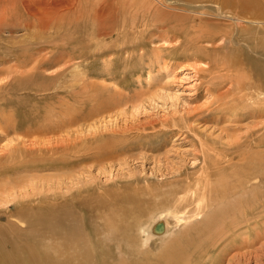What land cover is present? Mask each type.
Here are the masks:
<instances>
[{"label":"bare ground","instance_id":"1","mask_svg":"<svg viewBox=\"0 0 264 264\" xmlns=\"http://www.w3.org/2000/svg\"><path fill=\"white\" fill-rule=\"evenodd\" d=\"M148 26L176 36L170 51L188 49L206 60L219 110L238 120L264 116V0H0V142L6 140L0 180L19 182L24 173L66 168L71 155L82 154L70 150L69 136L123 104L106 88L94 90L92 82L89 96L83 93L90 81L84 75L100 63L114 86L127 85L123 69L143 46L136 41L139 27L145 35ZM219 39L224 43L214 44ZM67 49L72 57L62 59L69 64L49 73V60ZM75 85L85 87L77 91ZM56 97L86 99L91 106L79 102L73 111L53 102ZM26 98L32 102L25 104ZM235 139L226 149L208 146V162L193 180L159 193L154 187L148 210L164 206L167 213L151 221L149 232L140 218L133 223L134 215L128 216L132 223L112 221L104 230L98 214L86 215L67 196L25 198L14 212L0 215V264H215L238 241L252 246L264 236V135ZM169 216L183 221L178 229L169 227Z\"/></svg>","mask_w":264,"mask_h":264},{"label":"rangeland","instance_id":"2","mask_svg":"<svg viewBox=\"0 0 264 264\" xmlns=\"http://www.w3.org/2000/svg\"><path fill=\"white\" fill-rule=\"evenodd\" d=\"M163 28L165 27L148 26L145 35H142L140 34L142 28L139 27L136 41L143 46L137 48L131 64L126 66L124 71L122 70L124 76L120 78L129 85L115 84L114 86L112 74H108L109 76L104 74L107 70L103 66L99 67L100 63L97 64L98 66L90 68L92 70L84 75L86 82L89 81H87L88 78L90 79L85 84L86 88L82 85H75L77 91H80L79 86L87 91L91 88L93 90V84L94 90L106 88L105 91L110 96L115 95L116 98L119 95L120 103L123 102V104L107 108L99 119L96 117L86 120L84 124L87 125L83 126L82 132L75 131L72 133L73 136H69V141L72 142L70 150L75 149L74 151H76L79 148L82 154L71 155L68 167L42 169L40 172L33 171V173L23 172L24 175H29L24 176L23 181L19 182L10 183L8 179L0 180V215L11 210L14 212L16 206L31 195L32 197L48 196L51 198L67 196L70 201L79 203L86 215L96 216L98 214L100 225L104 230L113 225L112 221L118 223V220L125 221L127 218L126 220L131 222L135 218L136 220L140 218L142 227L144 229L148 227L149 232L150 225L153 223L151 221L157 220L167 213V208L164 206L152 207L148 210L147 206L153 202V200L148 202L153 193L155 195L162 189H164L163 191L168 190L171 186L177 185L178 188L184 182L193 180L204 163L208 162L207 159L204 161V156L209 154L208 146L213 145L220 149H226L228 145L234 144L235 137L238 138L235 141L239 139L242 141L245 140V137L248 139L253 135H264V116L245 115L241 120H238V116L233 117V114L226 113L222 109L219 110V91L210 90L212 80L210 73L214 70H206L208 66L206 60H202L201 57L197 58L198 55L195 56L196 54L194 55L191 50L170 51L169 47L175 44L176 36L168 35L171 33L166 32ZM19 33L21 32H17V34ZM215 42L214 44L224 43L222 39ZM43 50L41 51L48 55L47 50ZM139 50L143 54L137 53ZM41 51L39 55L43 54ZM66 51L62 53V56L60 54L51 58L52 61L49 60V67L47 66L49 73L57 72L61 67L69 64L70 60L67 62L66 58L69 54L72 57V53L69 49ZM64 57H66L65 61L62 59ZM63 62L66 64L62 65ZM118 62L123 61L119 59ZM5 66L7 64L3 67ZM120 66L122 67V65ZM100 74L101 77L103 74L102 81ZM88 75L90 77H87ZM93 78L95 81H91ZM106 79H109L107 82L112 79L111 84H108ZM102 82H106L108 86L104 83L105 87H102ZM88 84L90 85L88 86ZM120 85L124 87L121 88ZM86 90L82 91L89 96V91ZM163 94L166 96L164 97ZM168 96L169 98H166ZM60 99L56 97L53 102L59 104L61 101L73 111L80 108L79 106L86 100L80 101V98H77L78 100L75 98ZM26 100H23L24 103L27 102L25 104L32 102L31 98H26ZM90 104L86 102L84 105ZM3 142H0V152L1 146L5 145ZM222 143H224L223 145L228 143L227 147H224ZM30 173L32 174L30 175ZM33 174L35 175L33 176ZM31 176L34 180L31 179ZM28 180L31 181H29L30 184L27 183ZM8 183L15 186H9ZM16 184L18 190H14ZM4 187L8 188L6 192ZM154 187L158 188V191ZM151 192L153 193L151 194ZM138 200L139 202H136ZM137 207L147 208V211L143 209L145 210L143 212L140 209L143 212L141 214ZM70 210L76 214L79 213L75 208L70 207ZM136 214L138 217H135ZM177 214L180 215L181 212H177ZM128 216L133 219L131 220ZM167 220L172 229H178L183 222L175 216H169ZM263 237L252 246L248 243L249 246H241L239 241L236 242L230 248L227 257H222L215 264H264ZM231 254L234 256L233 260L229 258Z\"/></svg>","mask_w":264,"mask_h":264}]
</instances>
